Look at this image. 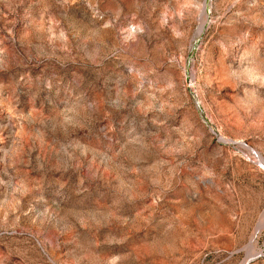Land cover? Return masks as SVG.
I'll list each match as a JSON object with an SVG mask.
<instances>
[{"label":"rangeland","instance_id":"rangeland-1","mask_svg":"<svg viewBox=\"0 0 264 264\" xmlns=\"http://www.w3.org/2000/svg\"><path fill=\"white\" fill-rule=\"evenodd\" d=\"M260 159L264 0H0V264H264Z\"/></svg>","mask_w":264,"mask_h":264},{"label":"bare ground","instance_id":"bare-ground-1","mask_svg":"<svg viewBox=\"0 0 264 264\" xmlns=\"http://www.w3.org/2000/svg\"><path fill=\"white\" fill-rule=\"evenodd\" d=\"M199 34V33H198ZM249 150H251V152H254L256 155H257V152L255 151V150H252V149H250L249 147H247ZM257 157L258 158H260L259 157V155H257ZM259 163L261 164V165H263V160L262 159H260L259 160ZM264 166V165H263ZM263 231H264V213L261 215V217H260V219H259V222L257 223V226H256V235H260L261 233H263ZM255 238H256V236H255ZM257 239V238H256ZM256 239H254L253 240V242L256 240ZM257 241V240H256ZM256 244V243H255ZM254 244V245H255ZM253 244H251L250 245V247H253L254 246ZM255 248V247H254Z\"/></svg>","mask_w":264,"mask_h":264}]
</instances>
